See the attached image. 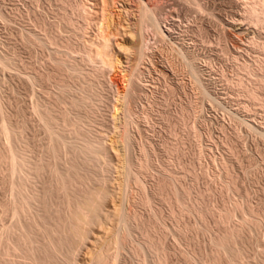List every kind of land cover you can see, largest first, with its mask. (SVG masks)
Here are the masks:
<instances>
[{
  "label": "rangeland",
  "instance_id": "1",
  "mask_svg": "<svg viewBox=\"0 0 264 264\" xmlns=\"http://www.w3.org/2000/svg\"><path fill=\"white\" fill-rule=\"evenodd\" d=\"M65 1L0 0V151L14 146L20 157H28L33 160L31 162L48 157L46 160H50L49 164L54 162L53 168L57 167L58 173L66 174L67 171L69 174L71 154L80 145V137L71 130L75 134L82 131L81 137L85 133L91 138H100L102 147L105 146L100 161L91 160L89 166L88 159L77 157L78 174L85 178L84 185L77 183L79 188H75L82 196L91 190L94 193L96 189L97 195L101 189L106 196L102 192L99 194V217L94 224L89 225L93 223L89 219L84 227L82 225L85 230L81 228V233L86 235L78 241L80 243L72 245L75 248L70 257L66 252L52 250L57 252L56 256L50 252L54 261L43 260L45 255L39 249L48 238L38 231L44 229L43 220L39 221V204L26 203L25 209L32 206L33 210L27 208L28 213L25 211L27 214H22L21 218L8 210L16 198L9 191L7 182L11 180L10 166L0 159V264H45L44 261L46 264H221L222 261L264 264V137L258 133L264 131V82L261 83L264 80V50L261 47L264 48V28L246 25L243 30L236 26L230 27L232 30L226 29L227 32L217 28L219 21L242 14L244 6L239 0H210V12L216 11L213 14L218 16V21L214 15L209 16L210 19L208 15L203 17L185 10L188 6L180 0H161L163 3L158 0L161 5H167L171 24L182 22L183 28L170 29V32L173 30L171 36L169 32L164 34L170 40L164 36V41L157 40L154 33L152 36L151 30L145 31L144 39L151 49H147V56L140 62L139 39L143 34L139 30L136 10L139 0H74L84 7L81 16L64 7ZM187 12L191 13L188 15ZM191 14L196 22L190 19ZM65 15H72L73 25L66 27L59 22ZM187 15H191L190 18ZM29 33L49 41L46 40V46L38 41L29 42ZM105 34L110 41L108 50L112 67L101 63L100 56H96L100 53L93 45L102 41ZM178 48L200 58L196 65L210 97L201 95L194 76L179 57ZM86 50L96 52L92 55L98 59L87 61L89 52ZM175 50L177 53L173 52ZM98 52L102 53V50ZM60 58L69 65L79 63L81 69L66 70L63 67L65 70L61 75L56 73ZM84 73H88L87 76ZM64 83L66 92L62 89L66 86ZM133 88L135 91L130 99L133 113L129 115L123 98ZM91 90L97 94L91 99L95 104L91 101L83 104L89 102L93 107L89 103L73 106L75 100L94 96ZM252 92L257 93V98L253 99ZM35 108L50 110L56 119L53 131L47 128L48 124L38 116ZM6 118V123L13 126L17 135L14 131L11 135L12 131L5 133ZM70 123H77L80 128L66 126ZM77 128L79 131H75ZM51 132H57L58 138ZM124 134L130 138L128 148L124 145ZM58 139H64V146H59L58 141H61ZM53 144L60 157L57 162L50 154V159L45 156ZM74 144L78 146L75 148ZM125 153L134 167L131 178L124 177ZM45 158L41 160L44 162ZM69 172V175H75ZM23 173L22 178L18 174L20 176H14V179L22 180L26 176L27 179L22 181L27 182L25 189L30 193L25 191L27 195H31L32 190H41L43 181L58 176L52 174L56 173L53 171L45 172L41 181ZM92 175L98 178L93 179ZM80 186H87L85 194ZM59 189L58 192L54 190L55 196L53 191L50 192L55 197H51L54 208L61 206L67 196L70 195L71 200L78 196L77 189H71L74 192L69 189L68 193ZM32 213L39 218H32ZM33 219L39 224L35 229ZM40 226L43 229L36 228ZM22 228L25 233L34 231L28 234L34 235L30 238L33 249L37 247V250L39 246L38 252L33 250L36 255L28 251L30 242L27 246L20 244V237L24 236ZM222 229L239 231L242 236L235 246L240 253L236 258L231 257L229 251L219 250L216 240ZM34 237L37 238L35 245L34 240L31 241ZM4 243L11 246V250L8 251ZM14 247L16 251L12 250ZM102 258L106 262L101 261Z\"/></svg>",
  "mask_w": 264,
  "mask_h": 264
},
{
  "label": "bare ground",
  "instance_id": "2",
  "mask_svg": "<svg viewBox=\"0 0 264 264\" xmlns=\"http://www.w3.org/2000/svg\"><path fill=\"white\" fill-rule=\"evenodd\" d=\"M104 1H106V0H104ZM140 2H139V4L137 5V12L139 13V18H138V26H139V30H140V33H142L141 35L143 36V38H142V36H140L141 37V40L139 39V41H140V43L141 44H139L140 45V48H139V53H138V60H140V62H141V59H143V58H145V56H147L146 54V51H147V49H149L150 47V45L148 44V43H146V40L144 39L145 37H144V33H145V31H147V30H151L152 31V36H153V33L155 34V36H156V38H158L157 40H163L164 38H166L167 37V40L170 38H168V36L167 35H164L166 32L168 33L169 32V35L171 36V32L173 31H171L170 32V29H173V27H175V26H179L178 28L180 29V28H183V26L181 25V23H179L180 25H175V24H171L172 22H170V21H172V19H170V15L168 14V10L166 9L167 7V5H165L164 6V4L163 5H161L162 3H159L160 1H158L157 0V2H155V1H153V0H139ZM179 1V0H178ZM177 1V2H178ZM181 2H184V4H186V6H188V8L187 9H185V10H188V11H192L193 13L195 12V13H197L198 15L199 14H201L203 17H205V15H208L207 17H209V16H213V18H215L216 19V17H218V16H215V14H213V13H215V12H213V13H211L210 11V8L212 9V7H210L209 8V6H208V4H209V1L210 0H180ZM225 1V0H224ZM240 1V3L242 2V4H243V6H244V10H243V8H242V10H243V12H242V14L240 13V15H238V16H232V17H229V19L227 18V20L226 21H219V22H221V23H219V25H217V26H219V27H217V28H219V29H223V31H224V29H225V32H227V30L226 29H231L232 30V28H230V27H236V26H238L239 27V29H243L244 30V27L247 25L248 27H252V28H254L255 29V27H256V29H257V27H260V28H264V0H239ZM76 2H78V1H76ZM180 2V3H181ZM214 2V1H213ZM238 2V1H237ZM236 2V3H237ZM167 3V2H166ZM80 4V3H79ZM79 4H77V3H74V0H73V3H72V0H67V1H65L64 2V7H69L71 10H72V13H77L79 16H81V15H83L84 14V7L82 8ZM168 4V3H167ZM136 6V5H135ZM171 6V5H170ZM242 6V5H241ZM166 7V8H165ZM127 10V9H126ZM74 11V12H73ZM130 11V10H129ZM212 11H214V10H212ZM234 11V10H233ZM182 12V11H181ZM232 12V11H231ZM173 13V12H172ZM177 13V12H176ZM188 13V12H187ZM189 13H191V12H189ZM189 13H188V15H189ZM218 13V12H217ZM237 13V12H236ZM126 14V13H125ZM179 14V13H178ZM181 14V13H180ZM196 14V15H197ZM74 15V14H73ZM185 15V14H184ZM183 15V16H184ZM186 16L187 18L189 17L190 18V16H191V18L190 19H192V17H193V14H191L190 16ZM222 15V14H221ZM232 15V14H231ZM128 16V15H127ZM172 16V15H171ZM182 16V17H183ZM223 16V15H222ZM230 16V15H229ZM83 17V16H82ZM176 17V16H175ZM198 17H200L201 18V16H198ZM206 17V18H207ZM178 18L180 19V17H179V15H178ZM184 18H185V16H184ZM183 18V19H184ZM210 19H212L211 17H209ZM221 18H223L224 19V17H221ZM174 19V18H173ZM182 19V20H183ZM205 19V18H204ZM210 19H208V20H210ZM59 22H61L62 24H63V26L65 25L66 27L68 26H70V25H73V17H72V15H65V16H62L61 18H59ZM175 20V19H174ZM181 20V21H182ZM193 20V19H192ZM207 20V21H208ZM217 21L218 20H220V19H216ZM177 21V20H176ZM176 21H174V22H176ZM183 21H185V20H183ZM193 21H195V19L193 20ZM192 21V22H193ZM198 21V20H197ZM202 21H203V19H202ZM202 21H199V22H201V24L203 23ZM213 21V20H212ZM178 22V21H177ZM176 22V23H177ZM187 22V21H186ZM186 22H184V23H186ZM196 22V21H195ZM210 22V21H209ZM190 23V22H189ZM204 23H205V20H204ZM215 23V22H214ZM76 24V23H75ZM74 24V25H75ZM183 24V23H182ZM187 24V23H186ZM184 25V26H186V27H188L187 25ZM195 24V23H194ZM205 24H207V22L205 23ZM210 24V23H209ZM216 24V23H215ZM214 24V25H215ZM60 25V24H59ZM202 25H204V24H202ZM211 26H213L212 25V23L210 24ZM61 26V25H60ZM59 26V28H61ZM191 26H192V23H191ZM194 26H196V27H199V25L197 26V24H195ZM205 26V25H204ZM210 26V27H211ZM216 26V25H215ZM215 26H213V27H215ZM73 27V26H72ZM71 27V28H72ZM82 27V26H81ZM195 27V28H196ZM206 27V26H205ZM221 27V28H220ZM177 28V29H178ZM209 28V27H208ZM216 28V27H215ZM107 29V28H106ZM175 30H176V28H174ZM189 29H191V27L189 28ZM193 29H194V27H193ZM199 29H201V28H199ZM198 29V30H199ZM202 29L204 30L205 28H203L202 27ZM201 29V30H202ZM234 29V28H233ZM80 30V29H79ZM78 30V31H79ZM103 30V29H102ZM260 30V29H259ZM67 31V30H66ZM178 31V30H177ZM186 31H188L187 29H186ZM191 31V30H190ZM189 31V32H190ZM237 31V30H236ZM61 32V31H60ZM195 32V31H194ZM81 33V32H80ZM228 33H230V31L228 32ZM249 33V32H248ZM258 33V32H257ZM73 34V33H72ZM180 34V33H179ZM235 34H236V32H235ZM240 34V33H239ZM79 35V34H78ZM106 35V34H105ZM225 35V34H224ZM232 35V34H231ZM104 36V35H103ZM154 36V37H155ZM164 36H166V37H164ZM139 37V38H140ZM163 37V38H162ZM175 37V36H174ZM229 37V36H228ZM28 38H29V42H37L38 41V43L40 42V45H42L43 43V45H45L46 46V44L45 43H47V41L46 40H48V39H46L45 41L44 40H42V39H40V38H38V37H36V35H34V34H32V33H29V35H28ZM156 38L154 39V40H156ZM172 38V37H171ZM255 38H257V37H255ZM226 39H227V37H226ZM251 39V38H250ZM170 40V39H169ZM253 40V39H252ZM49 41V40H48ZM52 42H53V40H51ZM164 41V40H163ZM256 41V40H255ZM110 41H109V38H108V36L106 35V36H104L103 37V39H102V41H100V42H98L96 45H95V43L93 44L94 46H96L97 47V53H100V54H96V56L97 55H99L100 56V58H101V60H102V64H104V65H108L109 67H112V59H110L109 58V43ZM155 42V41H154ZM159 42V41H158ZM161 42V41H160ZM159 42V43H160ZM166 42V41H165ZM176 42V41H175ZM49 43H51V42H49ZM61 43V42H60ZM63 43V42H62ZM91 43V42H90ZM161 43H164V42H161ZM172 42H169V44H171ZM254 43H256V44H259V43H257V42H254ZM37 44V43H36ZM58 44V43H57ZM64 44V43H63ZM113 44V43H112ZM148 44V45H147ZM179 44V43H178ZM177 44V45H178ZM252 44V43H251ZM262 44H264V43H262ZM35 45V44H34ZM59 45V44H58ZM171 45H174V44H171ZM176 45V46H177ZM63 46V45H62ZM89 46V45H88ZM94 46L92 47V48H94ZM255 46V45H254ZM65 47V46H64ZM87 47V46H86ZM90 47H91V45H90ZM98 47H100L101 49H99ZM163 47V46H162ZM178 47V46H177ZM258 47V46H257ZM262 47V49L264 50V48H263V46H261ZM172 49L174 48L173 46L171 47ZM235 48V47H234ZM259 48V47H258ZM151 49V48H150ZM179 49V57H181L183 60H181V61H184V63L183 62H181V63H183L184 64V66H187L188 68H186V69H189V72L190 73H192V75L194 76V78H195V80H196V82H197V84H198V86H199V90L201 91L200 93H201V95H203V96H207V97H210L209 96V93H208V90H207V88L206 87H204V85L202 84V82H201V80H200V74H199V69H198V67H197V60L198 59H200V58H198V56H196V55H188V54H186L184 51H182L183 50V48L181 49V48H178ZM177 49V50H178ZM94 50V49H93ZM96 50V49H95ZM100 50H102V53L101 52H98V51H100ZM174 50V49H173ZM240 50V49H239ZM258 50H261L260 48L258 49ZM262 50V51H263ZM86 51H88L89 53H87L88 55H86V56H88V57H86V60L88 61V60H90V61H93V60H95V59H98V58H95L94 59V57H96L95 55H92V54H95V53H92V51H89V50H86ZM165 51V50H164ZM94 52V51H93ZM148 52V51H147ZM173 52H176L177 53V51L175 50V51H173ZM259 52V51H258ZM192 53V52H191ZM263 53V52H262ZM192 54H194V52L192 53ZM196 54V53H195ZM260 54H261V51H260ZM111 55V54H110ZM176 55V54H175ZM94 56V57H93ZM178 56V55H177ZM262 56H264V55H262ZM61 57V56H60ZM259 57H261L260 55H259ZM100 58H99V60H100ZM239 58V57H238ZM83 59H84V57H83ZM262 59L264 60V58L262 57ZM100 60V61H101ZM262 60V61H263ZM1 61V60H0ZM199 61V60H198ZM4 63H5V61H3ZM76 62V61H75ZM95 62V61H94ZM264 62V61H263ZM10 63V62H9ZM99 63V62H98ZM7 64V63H6ZM76 64V63H75ZM77 64H79V63H77ZM72 65V64H68V62L66 63V61H64L63 59H58L57 60V68L55 69L56 70V73H58V74H62V71H64L65 69L64 68H66V70L67 69H79L80 67H79V65ZM183 66V67H184ZM64 67V68H63ZM82 67V66H81ZM81 69V68H80ZM261 69V68H260ZM253 70V69H252ZM92 71V70H91ZM94 71V70H93ZM261 71V70H260ZM249 72V71H248ZM78 73V72H77ZM101 73V72H100ZM251 73V72H250ZM57 74V75H58ZM85 74V73H84ZM86 74H88V73H86ZM85 74V75H86ZM92 73L90 72V74H88V76H87V78L86 79H88L89 77H90V75H91ZM94 74V73H93ZM260 74V73H259ZM258 74V75H259ZM261 74H263L262 72H261ZM261 74H260V76H261ZM94 76V75H93ZM96 76V75H95ZM98 76V75H97ZM63 78V77H62ZM95 78V77H94ZM258 78H260L259 76H258ZM261 78H262V76H261ZM264 78V77H263ZM262 78V79H263ZM90 79H92V78H90ZM64 80H66V79H64ZM89 80V79H88ZM94 80V79H93ZM113 81V80H112ZM259 81V80H258ZM90 82V81H89ZM92 82V81H91ZM262 82H264V80H261V83ZM111 83H113V85H114V82H111ZM92 84V83H91ZM263 84V83H262ZM64 85H66L65 83H64ZM63 84L61 85V87L62 86H64ZM69 85V84H68ZM264 85V84H263ZM263 85H261L262 87H263ZM89 86V85H88ZM87 86V87H88ZM206 86V85H205ZM84 87V86H83ZM90 87V86H89ZM88 87V88H89ZM93 87V86H92ZM95 87V86H94ZM131 87V86H130ZM134 87V86H133ZM258 87H260V86H258ZM262 87H260V88H262ZM86 88V87H85ZM132 88V87H131ZM259 88V89H260ZM62 89L66 92V90H68L67 89V85L65 86V87H62ZM61 89V90H62ZM90 89V88H89ZM92 89V88H91ZM95 89V88H94ZM263 89V88H262ZM62 90V91H63ZM96 90V89H95ZM130 91H129V93L127 92V96H126V98H123V99H125L126 100V113L127 114H129V115H131L130 113L132 112L133 113V111H132V107H131V104H130V99H131V95L132 94H134V91H135V88H133V89H129ZM63 91V92H64ZM92 91V90H91ZM90 91V92H91ZM128 91V90H127ZM252 91H253V89H252ZM69 92V91H68ZM92 93H94V96H90V99H89V97H87L86 98V96L85 97H82V100H75L72 104H73V106L75 105V106H78V105H87L90 101H91V99H93L94 97H95V95H97L96 94V91H92L91 92V94ZM253 94H251V95H253V99L254 98H257V93L256 92H252ZM88 94H90V93H88ZM90 94V95H91ZM93 95V94H92ZM74 96V95H73ZM89 96V95H88ZM124 96V97H125ZM81 98V97H80ZM79 98V99H80ZM85 98V99H84ZM206 98V97H205ZM73 99V98H72ZM88 99V100H87ZM86 100V101H85ZM97 99H94V101H96ZM99 100V99H98ZM87 101H89L87 104H83L84 102L86 103ZM211 101H212V99H211ZM132 102V101H131ZM216 102V101H215ZM91 103H93V101H91ZM93 104H95V103H93ZM97 104V103H96ZM38 105V104H37ZM40 105V104H39ZM38 105V106H39ZM91 104L89 103V106H90ZM100 105V104H99ZM36 106V105H35ZM94 105H91V107H93ZM87 107V106H86ZM36 108H37V106H36ZM35 108V109H36ZM39 108H41L42 109V107L40 106ZM90 108V107H89ZM76 109V108H75ZM37 110V109H36ZM91 110V109H90ZM2 111V110H1ZM38 112L37 113H39L38 114V116H41V119L42 120H44L45 121V123L46 124H48L47 125V128H50L51 129V131H53L54 130V128H53V123H54V121L56 120L55 118H54V116L51 114V112H50V110H46V111H41V110H37ZM135 111V110H134ZM41 112V113H40ZM91 112V111H90ZM89 116H90V114H88ZM40 118V117H39ZM80 119V118H79ZM82 120V119H81ZM6 121H7V118L5 119V122H4V124L5 125H3V129H4V131H5V133L6 134H9L11 131V133H10V135L11 134H13V131L16 133L17 131L16 130H14V128H12L13 126H9V123L7 124L6 123ZM43 121V122H44ZM64 122H65V120H64ZM77 122V121H76ZM80 123H81V121H80ZM77 123H73V124H67L66 126H70V128L73 126V125H76ZM11 125V124H10ZM72 125V126H71ZM49 126V127H48ZM77 126V125H76ZM76 126H74V128L73 129H75L76 128ZM80 126V125H79ZM248 126V125H247ZM78 127V126H77ZM249 127L251 128V129H255V128H253L251 125H249ZM68 129H70L69 127H67ZM78 128H80V127H78ZM76 129L75 131H79V129ZM71 130V129H70ZM82 130V129H81ZM256 131H257V129H255ZM73 131V132H72ZM52 133V135L53 136H55V135H57V137L56 138H58V134H56L55 132H54V134H53V132H51ZM71 133L72 134H74V135H76V136H79L78 138H79V140H78V142H79V147H77L78 145V142H77V146H75V144L73 145V147H77L78 149H76L75 151H73L74 150V148H72V151H73V153L74 154H71L73 157L71 158V163H70V168H69V170L70 171H72L75 175H73V174H71V175H69L70 174V172H69V170H68V173L69 174H67V171H66V174L65 173H58L59 172V169H57V167L56 168H53L55 165H53L54 164V162H52V159H54L55 158V161H56V159H57V161H58V157H59V155H58V150H57V148H56V143L55 144H53L52 145V147L51 146H49L48 147V149H47V154H45V156L47 155V156H49V159H50V155L53 157H51L52 159H51V162L53 163V164H49L50 162H48V161H50V160H46L47 158H45L44 156V158H45V161L43 162L42 160H44V158L41 160V159H39L38 161H36V162H31V161H33V160H31V159H29L28 157H27V159L25 158V157H20L19 156V154H18V152L15 150V148L13 149V147L12 148H2L1 149V151H0V159H1V161L2 160H4L5 161V163L7 164L6 166H10V173H11V175H10V178L9 179H11L10 181H7L8 182V187H9V191L10 192H12L13 193V195H14V197L16 198L15 200V203H14V205H12V208H10V209H8L9 207H11V206H9V207H7L6 208V210L8 209V210H10L11 212H13V214L15 215V217L17 216L18 218H21V216H23L22 214H25L26 212L28 213V206H26L27 208L25 209V207H24V205H26V203H28V204H31L33 201L35 202V204H36V202H37V204L36 205H38L39 204V208H40V210H39V212L40 213H38V215H39V217L41 218V219H39V221H41V220H43V222H44V229H43V227L41 228V226H40V228L39 227H36L37 229H43V231L42 230H38L39 231V234L41 233V235L42 234H44L43 235V237L46 239V237L48 238L47 240H46V242L47 243H45V244H42L41 245V248L39 249V246H38V249L40 250V252L41 253H44V257H43V260L44 259H47L46 261H48V259L50 258V252L53 250V251H58V252H66V254L68 255L67 257H70V255H71V252H72V250L75 248H73V246L72 245H74L75 243L77 244V242L78 241H80L81 240V238L83 237V235L85 236L86 234H82L81 232V228L82 229H84L83 227L85 226V225H83V224H86V223H88L89 221V219L93 222V223H88L89 225L90 224H94L97 220V216L99 217V214H98V212H99V206H100V204H99V202H100V200H98V198L100 197L99 196V194H101V192L103 193V191H101V189L100 190H98V191H100V193L97 195L95 192L97 191V189H96V191L94 190V193L93 192H87L88 193V195L86 196H82V194L80 193V192H78V191H80V190H78V184L79 183H81L82 181H83V178H85L84 177V175L83 174H81V175H83V177H80L79 176V174H78V171H77V168H78V164H77V157L78 156H82L81 158H84V160L85 159H88V161L86 162L87 164H88V162H93V161H91V160H94V162H95V160H96V162L97 161H100L101 159H100V155H102L104 152H103V147L105 148V146H103L102 147V145H101V139H100V141H99V139L97 138H91V136L89 137V135L88 134H85L84 132V135L85 136H82L81 137V133H82V131H80V133H77V134H75L76 132H74V130H71ZM258 133L260 134V136H262V137H264V131H258ZM16 135H17V133H16ZM61 135V134H60ZM59 135V136H60ZM88 135V136H87ZM125 135V141H124V145H125V148L129 145V141H130V138H129V136L127 135V134H124ZM9 136V135H8ZM60 138H62V136H60ZM74 138H75V136H74ZM82 138V139H81ZM84 138V139H83ZM123 138V137H122ZM9 139H10V136H9ZM76 140H77V137L75 138ZM81 139V140H80ZM58 140H60V139H58ZM57 140V141H58ZM64 140V139H63ZM63 140L61 141V142H59L58 141V144H59V146L60 145H62V146H64L63 144H62V142H63ZM81 141H83L82 143H80ZM76 143V142H75ZM67 146V145H66ZM11 147V146H10ZM70 148V147H69ZM128 148V147H127ZM17 152V153H16ZM128 152V151H127ZM50 154V155H49ZM106 154V153H105ZM127 154L125 153V161H124V173H125V175H124V177L125 178H128V177H130V174H131V172H134V167H133V165H132V163L129 161V159H128V157L126 156ZM60 158V157H59ZM78 158H80V157H78ZM99 159V160H98ZM81 160V159H80ZM56 161V162H57ZM48 162V163H47ZM56 162H55V164H56ZM9 163V164H8ZM90 164V163H89ZM88 164V165H89ZM96 164V163H95ZM50 165L52 166V167H50ZM93 165V164H92ZM57 166H58V164H57ZM90 166V165H89ZM55 169H57L56 171H54ZM81 169V168H80ZM88 169V168H87ZM89 170V169H88ZM97 170V169H96ZM52 171L53 172H56V173H52ZM21 172L23 173H27V174H29V176H32V177H30V179H34V178H36V180L38 179H40L41 180V177H42V175L43 174H45V172L47 173V172H51L52 174H56V175H58L57 176V178H56V176H55V178H52L51 180L49 179L48 181H46L45 180V182L43 181V184H42V187H41V190H35V191H31L32 193H31V195H29L30 193L28 192V191H26V189H25V183H27L26 181H22L23 179L24 180H26L27 178H23L22 180L20 179L19 180V178L18 179H14V176H16V178H17V176H20V175H18V174H21ZM137 172V171H136ZM23 173V174H24ZM123 173V174H124ZM74 177H73V176ZM78 176V178L77 177H75V176ZM22 174H21V178H22ZM86 176H89V175H87L86 174ZM135 176L136 177H138V175H136V173H135ZM12 177V178H11ZM54 177V176H53ZM73 177V178H72ZM92 177H93V179L95 178H98L97 176H93L92 175ZM76 178V179H75ZM89 178H91V177H88V179ZM131 178V177H130ZM29 179V180H30ZM42 179H43V177H42ZM46 179V178H45ZM86 179H87V177H86ZM17 180H19V181H17ZM44 180V179H43ZM85 180V179H84ZM98 180H100V179H98ZM125 180H128V179H125ZM130 180V179H129ZM128 180V181H129ZM138 180V179H137ZM32 181V180H31ZM42 181V180H41ZM127 181V182H128ZM140 181V180H139ZM139 181H138V183H139ZM33 182V181H32ZM35 182V181H34ZM84 182V181H83ZM83 182L81 183V185L83 184ZM37 183V182H36ZM42 183V182H41ZM78 183V184H77ZM141 183V182H140ZM77 184V185H76ZM27 186H26V188L28 187V184H26ZM84 185V184H83ZM87 185V184H86ZM30 186H32V185H30ZM78 187V188H75V187ZM60 187V189L62 188V189H65L66 190V192L67 191H69V189L71 190V189H73V190H76L75 191V193L77 194V192H78V196L77 195H75L74 197L76 198V200L75 201H73L74 199H70L71 198V196L69 195L70 194V192H69V194H67V195H69V196H67V199L66 200H64L62 203H61V206H59L58 208H54V207H52L51 205H53L54 206V204H51L52 203V198L51 197H54L57 193H54V190L56 191V192H58L57 190H58V188ZM83 187V186H82ZM87 187V186H86ZM85 187V188H86ZM30 187H28V189H29ZM32 188V187H31ZM85 188H81V186H80V189H84L82 192H83V194H85L86 192H85ZM33 189V188H32ZM40 189V188H39ZM59 189V190H60ZM91 189V188H90ZM51 190V191H50ZM73 190H71V191H73ZM87 190H89V189H87ZM25 191H26V193H29L28 195L27 194H25ZM53 191V192H52ZM64 191V190H63ZM50 192H52V193H54L53 195L50 193ZM74 192V191H73ZM85 192V193H84ZM68 193V192H67ZM79 193H80V195H81V197H85L84 199L83 198H81L80 197V195H79ZM98 193V192H97ZM104 194V196H106V194L105 193H103ZM172 194H174V193H172ZM98 196V197H97ZM69 197V198H68ZM103 197V196H102ZM49 198V199H48ZM55 198V197H54ZM95 198L97 199V202H95L96 200H95ZM105 198V197H104ZM51 199V201H48V200H50ZM32 201V202H31ZM30 202V203H29ZM49 202H50V204H49ZM101 202H102V200H101ZM98 204L97 206L95 205V204ZM34 204V203H33ZM32 205V204H31ZM5 206V205H4ZM6 206H8L7 204H6ZM5 206V207H6ZM33 206V205H32ZM32 206H30V209L29 210H31V207ZM33 208V207H32ZM54 208V209H53ZM33 210V209H32ZM31 210V211H32ZM26 211V212H25ZM24 212V213H23ZM26 213V214H27ZM30 213V212H29ZM25 214V215H26ZM31 214V213H30ZM29 214V215H30ZM37 214V213H36ZM13 215V216H14ZM38 215H36V216H38ZM20 216V217H19ZM32 216H33V213H32ZM34 216H35V213H34ZM32 217V218H34L35 220L37 219V218H39V217ZM229 216V215H228ZM250 216V215H249ZM230 217V216H229ZM18 218H17V220H18ZM34 219L33 220H31V222L32 221H34ZM250 219V218H249ZM90 221V222H91ZM95 221V222H94ZM30 222V223H31ZM36 221H34L33 223H35ZM38 222V221H37ZM37 222L35 223V225H32V226H30V229H35V226H38L37 225ZM42 222V221H41ZM33 223H31V224H33ZM254 224V223H253ZM82 225H83V227H82ZM88 226V225H87ZM128 226V225H127ZM15 227V226H14ZM89 227V226H88ZM86 228V227H85ZM16 229V228H15ZM17 229H19V228H17ZM129 229V228H128ZM25 230V229H24ZM23 230V228H22V231H24ZM85 230V229H84ZM223 230V229H222ZM20 231V230H19ZM37 231V230H36ZM15 232V231H14ZM32 232H34V231H32ZM31 231L30 232H28V233H32ZM43 232V233H42ZM83 232H85V231H83ZM239 232V231H238ZM237 231H228V230H223L222 232H221V235L219 236V237H217V240H216V242H217V245L219 246V250L221 251V250H223V252L224 251H229L228 253L230 254V252H231V254H230V256L232 255L234 258H236L237 257V254L239 255L240 253H237L238 252V250L236 251V249H235V246H236V244L238 243V241L241 239L240 238V236H241V234H239ZM15 233H17V232H15ZM27 232L25 233V231H24V234H22V235H27V236H21L20 238V244L22 245H29V242H30V238H32L33 236H32V234H31V236H30V234H28ZM86 233V232H85ZM21 234V233H20ZM34 234V233H33ZM38 234V235H39ZM19 235V234H18ZM45 235H46V237H45ZM24 237V238H23ZM38 237V236H37ZM42 237V236H41ZM242 237V236H241ZM35 238V237H34ZM19 239V238H18ZM32 240H34L33 242V245H35L36 244V242H37V238H35V239H31V241ZM41 240H43V239H41ZM120 240L121 239H119V240H117V241H119V243L121 244V242H120ZM6 242V241H5ZM7 243V242H6ZM31 243V242H30ZM39 243H41V242H39ZM78 243H80V242H78ZM118 243V244H119ZM142 243V242H141ZM8 244V243H7ZM7 244H5L4 243V245L6 246ZM244 244V243H243ZM14 245H15V243H14ZM17 245V244H16ZM22 245V246H23ZM44 245V247L42 248V246ZM147 245V244H146ZM4 246V248L5 249H7V248H12L11 246H6L5 247ZM13 246V245H12ZM22 246H20L21 248H22ZM26 246H25V248H26ZM32 246V243L30 244V247ZM71 246H72V248H71ZM138 246H140V245H138ZM17 247V246H16ZM16 247H14V248H16ZM28 248V251L30 252V253H32V254H35L36 255V253H34L33 252V250H36V248L37 247H35V249H33V247L34 246H32L31 248ZM141 247V246H140ZM7 249L8 251L9 250H11V249ZM12 249V250H17V248H19V247H17L16 249ZM77 248V247H76ZM143 248V247H142ZM237 248V247H236ZM27 249V248H26ZM37 249V250H38ZM151 249V248H150ZM234 249H235V251H234ZM6 250V252H8ZM20 250V249H19ZM36 250V251H37ZM52 251V252H53ZM23 252H25V250L23 251ZM28 252V253H29ZM38 252V251H37ZM39 252V253H40ZM240 252V251H239ZM27 253V254H28ZM29 253V254H30ZM221 253V252H220ZM28 254V255H29ZM52 254H54L55 256H56V254H57V252H56V254L53 252ZM59 254V253H58ZM60 254H63V253H60ZM65 254V255H66ZM70 254V255H69ZM54 255H53V258H54ZM220 255H222V254H220ZM38 256H39V254H38ZM231 256V257H232ZM52 257V256H51ZM230 257V258H231ZM219 258V257H218ZM233 258V259H234ZM239 258V257H238ZM38 259V258H37ZM40 259H42V258H40ZM52 258H50V260H51ZM55 259V258H54ZM220 259V261H221V257L219 258ZM49 260V261H50ZM107 260H108V258H107ZM218 260V259H217ZM231 260V259H230ZM229 260V261H230ZM41 261V260H40ZM46 261H44L45 262V264H46ZM52 261V260H51ZM54 261V260H53ZM52 261V262H53ZM101 261H105L106 262V259L104 260V258H102L101 259ZM219 261V260H218ZM223 262V261H222ZM221 262V264H228L227 263V261H224V262H226V263H222ZM231 262V261H230ZM217 264V263H216ZM218 264H220V263H218Z\"/></svg>",
  "mask_w": 264,
  "mask_h": 264
}]
</instances>
